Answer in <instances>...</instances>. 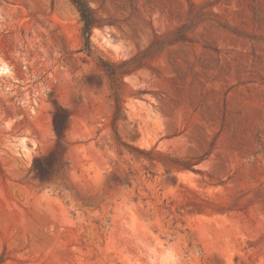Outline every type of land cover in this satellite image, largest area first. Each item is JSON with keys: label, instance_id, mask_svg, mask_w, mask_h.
Wrapping results in <instances>:
<instances>
[{"label": "rangeland", "instance_id": "rangeland-1", "mask_svg": "<svg viewBox=\"0 0 264 264\" xmlns=\"http://www.w3.org/2000/svg\"><path fill=\"white\" fill-rule=\"evenodd\" d=\"M84 1L0 0V264H264V0Z\"/></svg>", "mask_w": 264, "mask_h": 264}, {"label": "trees", "instance_id": "trees-1", "mask_svg": "<svg viewBox=\"0 0 264 264\" xmlns=\"http://www.w3.org/2000/svg\"><path fill=\"white\" fill-rule=\"evenodd\" d=\"M71 2L73 3V5L78 10V12L81 16V19L84 23L83 36L87 41L86 45H87L88 50H89L91 32H92V29L94 28V26L96 24L94 12L84 0H71ZM153 45H154V43H153ZM124 74H127V73H123V75ZM111 76H112L115 84H118L117 83L118 82L117 74L115 73L114 69L111 73ZM115 103H116L115 107L119 111L121 109V106H120L121 99L119 96V92H115ZM180 168L183 170H188L190 167H188L187 165H183Z\"/></svg>", "mask_w": 264, "mask_h": 264}]
</instances>
